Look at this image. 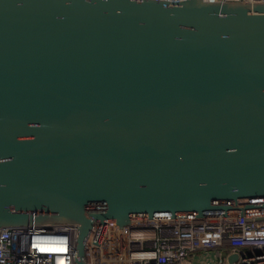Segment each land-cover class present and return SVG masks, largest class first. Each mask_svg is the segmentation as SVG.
Instances as JSON below:
<instances>
[{"label": "water", "instance_id": "95a60500", "mask_svg": "<svg viewBox=\"0 0 264 264\" xmlns=\"http://www.w3.org/2000/svg\"><path fill=\"white\" fill-rule=\"evenodd\" d=\"M210 213L264 216V4L0 0V228Z\"/></svg>", "mask_w": 264, "mask_h": 264}, {"label": "built area", "instance_id": "2783aa9c", "mask_svg": "<svg viewBox=\"0 0 264 264\" xmlns=\"http://www.w3.org/2000/svg\"><path fill=\"white\" fill-rule=\"evenodd\" d=\"M180 4L187 0H154ZM264 4V0H203ZM94 209L96 211L101 210ZM40 213H30L35 218ZM78 227L43 223L0 228V264H75ZM216 251L203 264H264V216L133 217L129 225L95 222L84 242V264H194L198 252Z\"/></svg>", "mask_w": 264, "mask_h": 264}, {"label": "crops", "instance_id": "0c3cea01", "mask_svg": "<svg viewBox=\"0 0 264 264\" xmlns=\"http://www.w3.org/2000/svg\"><path fill=\"white\" fill-rule=\"evenodd\" d=\"M216 251H211V252H198L195 254L193 258L194 264H203V262L208 261V260H215V255Z\"/></svg>", "mask_w": 264, "mask_h": 264}]
</instances>
